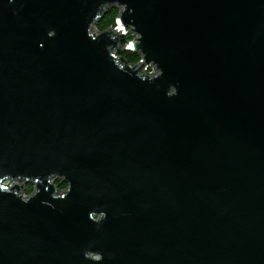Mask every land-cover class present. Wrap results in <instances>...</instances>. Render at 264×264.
Listing matches in <instances>:
<instances>
[{"label": "water", "instance_id": "obj_1", "mask_svg": "<svg viewBox=\"0 0 264 264\" xmlns=\"http://www.w3.org/2000/svg\"><path fill=\"white\" fill-rule=\"evenodd\" d=\"M0 264H264V0H0Z\"/></svg>", "mask_w": 264, "mask_h": 264}, {"label": "trees", "instance_id": "obj_2", "mask_svg": "<svg viewBox=\"0 0 264 264\" xmlns=\"http://www.w3.org/2000/svg\"><path fill=\"white\" fill-rule=\"evenodd\" d=\"M119 15V9L114 7V6H109L104 10L103 15L100 17V19L96 22V28L98 31H105L109 29L110 27L115 26L116 24V19L118 18ZM125 59L132 64H136L140 60V55L138 53L132 52V51H127L123 55ZM55 185L59 188L66 189L67 184L63 183L60 179H58L55 183ZM34 185L33 184H28L27 187V192L31 194L33 191Z\"/></svg>", "mask_w": 264, "mask_h": 264}, {"label": "built area", "instance_id": "obj_3", "mask_svg": "<svg viewBox=\"0 0 264 264\" xmlns=\"http://www.w3.org/2000/svg\"><path fill=\"white\" fill-rule=\"evenodd\" d=\"M116 20H117V19H116ZM114 27L117 28V27H120V26L117 25V24H115ZM95 28H96V27H95ZM96 30H97V28H96ZM136 36H137V35H136ZM137 38H138V36H137ZM129 40L134 41V40H135V36L132 35V34H129ZM140 60H141V56H140ZM144 71H145V73H148V74H156V73H158V71H156V70L154 69L153 66H150V67H148V68H144Z\"/></svg>", "mask_w": 264, "mask_h": 264}, {"label": "rangeland", "instance_id": "obj_4", "mask_svg": "<svg viewBox=\"0 0 264 264\" xmlns=\"http://www.w3.org/2000/svg\"><path fill=\"white\" fill-rule=\"evenodd\" d=\"M136 39H137V36H135V40L134 41H136ZM22 183H25L24 181L23 182H20V184H22ZM28 184H30V183H27L26 184V186H25V190H24V192H23V194H24V197H29L33 192H34V190H35V188H33V192L31 193V194H29L28 192H27V187H28ZM23 188H24V185L21 187V190H20V192L23 190ZM66 189H61V188H59L58 187V190H57V194L58 195H61L62 193H63V191H65Z\"/></svg>", "mask_w": 264, "mask_h": 264}]
</instances>
